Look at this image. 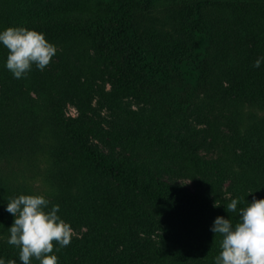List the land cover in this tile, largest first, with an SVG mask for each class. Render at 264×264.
I'll list each match as a JSON object with an SVG mask.
<instances>
[{
    "label": "trees",
    "instance_id": "16d2710c",
    "mask_svg": "<svg viewBox=\"0 0 264 264\" xmlns=\"http://www.w3.org/2000/svg\"><path fill=\"white\" fill-rule=\"evenodd\" d=\"M38 1L0 0V31L25 26L44 33L57 47L49 65H58L44 83L32 73L16 79L3 66L8 50L0 44V258L19 254L4 241L15 219L6 211L10 198L43 195L49 207L59 204L63 220L79 227L91 221L81 207L95 180L104 178L116 187L119 211L133 227L141 226L143 217H156L163 225L162 245L143 252L130 232L118 263L111 246L116 239L125 244L124 236L114 232L102 243L95 229L73 237L67 247L56 245L59 264L99 259L103 264H214L222 240L211 231L216 217L235 225L239 209L253 196L264 199V60L253 67L264 57V0H102L97 6L60 3L31 12ZM17 3L22 4L18 12L12 9ZM69 56L82 62L77 83L66 81ZM92 58L106 66L115 91L151 106L147 116L152 119L183 124L192 105H205L216 114L204 128L215 156L177 154L192 187L162 174L169 169L162 156L176 157L175 152L155 149L153 155L147 151L150 140L142 136L64 113L66 98L75 93L83 98L92 89ZM89 138L111 145L102 150ZM226 178L232 191L214 197ZM75 181L83 183L80 190H72ZM125 196L133 202L123 207ZM238 197L243 199L237 212L229 213L226 205ZM107 227L108 233L114 229L111 223ZM32 264L39 262L33 259Z\"/></svg>",
    "mask_w": 264,
    "mask_h": 264
},
{
    "label": "rangeland",
    "instance_id": "374dc122",
    "mask_svg": "<svg viewBox=\"0 0 264 264\" xmlns=\"http://www.w3.org/2000/svg\"><path fill=\"white\" fill-rule=\"evenodd\" d=\"M103 2L102 0H39L36 5L32 6L31 12H38L42 9L53 7L54 5L69 4V7H84L86 5L97 6ZM12 9L22 10V4H14ZM8 55V54H7ZM70 58V56H69ZM143 58V55L142 57ZM7 59V56H6ZM70 78H66V81L71 83H77L78 74L82 73V62L76 61L74 56H71ZM57 58L54 59V64ZM91 72V84L92 89L85 97H81L80 94H76L65 99L63 105V111L66 115L79 116L85 122L91 124H97L103 128L114 130L119 133H127L130 135H139L143 137V141L150 140L152 148L148 149L150 153L154 155V150L157 149V153L173 151L176 157H164L162 156V162L169 166V169L163 170L162 174L167 178L177 181L184 186L192 187L193 179L187 173V169L181 166L182 158L177 157L180 151H192L204 158H210L215 156L217 150L213 144H211L209 138L205 135L204 128L206 126V120L217 119L215 113L211 112L205 105H192L185 110V122L183 124L177 123L173 119L157 116L155 118L148 117V113L151 111V106L141 102L135 97L127 94H122L113 89L108 76L107 68L104 64L98 62L96 58H92L90 61ZM3 66L5 70L6 62ZM58 65H48L43 71L37 69L34 65L29 73L35 75L37 81L44 83L47 75H54L57 73ZM4 78L0 82H3ZM81 77L78 79L77 92L81 91L80 85ZM1 87V83H0ZM34 91H32L33 94ZM72 92V91H71ZM95 122V123H94ZM92 145L107 150L111 145L108 141H102L97 138H89ZM114 146V145H113ZM116 146V147H115ZM115 148L120 146L115 145ZM144 149H140L143 151ZM98 183V186H95ZM91 187V192L87 197V200L82 204V209L86 210V213L90 215L92 221L88 223H81L79 227H72L76 233L74 237H81V235L88 231L91 232L97 229L99 239L103 243L111 235L117 233L125 241V244H119L120 241L116 239V243L111 246V254L114 255L113 261L121 263L120 256H117L125 245H127V235L130 232L133 233V238L139 241L138 249H141L143 244V252L152 246H161L165 229L163 225L154 219H140L141 226L138 228L133 227L132 223L127 220V216L123 215L119 210V201L116 196V187L110 185L104 181V178H97ZM83 183L75 181L72 183L73 191L80 190ZM94 186V187H93ZM231 185L228 178L221 181L219 188L213 195L228 196L230 194ZM126 193V192H125ZM256 195V194H255ZM255 197H258L257 195ZM121 200V199H120ZM126 202L123 207L133 202L132 198L125 196ZM86 203V204H85ZM102 220V222H101ZM111 223L114 229L111 233H108L109 228L107 224ZM111 227V226H109ZM133 228V230L131 229ZM8 238L4 239L7 240ZM194 250L198 252V258L201 256V251L198 250V245H194ZM131 253V248L128 250ZM19 253V252H18ZM122 253V252H121ZM15 260L16 264H21L19 260V254H15L9 259H5L7 264L8 260ZM91 264H103L102 260L92 262Z\"/></svg>",
    "mask_w": 264,
    "mask_h": 264
},
{
    "label": "clouds",
    "instance_id": "9594fccd",
    "mask_svg": "<svg viewBox=\"0 0 264 264\" xmlns=\"http://www.w3.org/2000/svg\"><path fill=\"white\" fill-rule=\"evenodd\" d=\"M0 44L8 50L6 68L16 79L25 78L33 65L43 71L57 52L56 45L44 33L25 26H9L0 31ZM262 60L264 57L257 59L253 67L259 68ZM242 199H232L226 210L237 212ZM49 204L40 194H21L8 200L6 211L15 219L8 228L7 243L19 249L21 264H32L33 259L39 264H59L54 251L69 246L76 236L71 225L58 215L59 204ZM211 231L222 237L214 264H264V199L253 196L246 207L239 209V222L235 225L230 218L216 217ZM0 264H6L5 260L0 258ZM7 264L16 261L10 259Z\"/></svg>",
    "mask_w": 264,
    "mask_h": 264
}]
</instances>
